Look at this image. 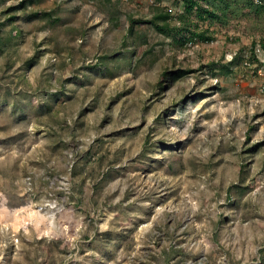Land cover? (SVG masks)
<instances>
[{
  "label": "rangeland",
  "instance_id": "1",
  "mask_svg": "<svg viewBox=\"0 0 264 264\" xmlns=\"http://www.w3.org/2000/svg\"><path fill=\"white\" fill-rule=\"evenodd\" d=\"M200 1L0 0V264H264V0Z\"/></svg>",
  "mask_w": 264,
  "mask_h": 264
},
{
  "label": "trees",
  "instance_id": "2",
  "mask_svg": "<svg viewBox=\"0 0 264 264\" xmlns=\"http://www.w3.org/2000/svg\"><path fill=\"white\" fill-rule=\"evenodd\" d=\"M108 1L111 2V0H108ZM184 2H185L186 12H188V13L195 12L197 15L203 16L204 18H210V17L216 16L215 12L213 10L208 9V7H204L203 6L204 3L201 2L200 0H184ZM263 8H264V6H263ZM170 18H171V16H170L169 12H164V11L160 10L154 15L153 21H150V22H153V23L155 22L154 24L157 26V28H159L162 31H165V30H167L168 26H170V25H167L168 23H165L167 27H165V25L160 26L157 24V21L164 20V21L169 22ZM178 34L180 35L179 31H177V35ZM193 36L197 37L201 41L212 40V38L208 37L207 33H205V32L204 33L202 32L201 34L195 33V34H193ZM138 38L140 40L139 41V43H140L139 48H141V44L147 43V39L143 35L138 36ZM189 72L190 71L183 70V71H179L177 73H174L173 75L183 77L186 74H188ZM164 75H166V74H164ZM175 78H176V76H175Z\"/></svg>",
  "mask_w": 264,
  "mask_h": 264
},
{
  "label": "built area",
  "instance_id": "3",
  "mask_svg": "<svg viewBox=\"0 0 264 264\" xmlns=\"http://www.w3.org/2000/svg\"><path fill=\"white\" fill-rule=\"evenodd\" d=\"M256 3L261 4L260 0H254ZM262 51V47L260 44H258L255 48V54H259Z\"/></svg>",
  "mask_w": 264,
  "mask_h": 264
}]
</instances>
